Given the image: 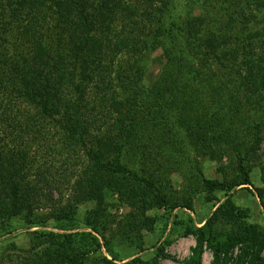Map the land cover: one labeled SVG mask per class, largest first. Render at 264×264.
<instances>
[{
    "label": "trees",
    "instance_id": "1",
    "mask_svg": "<svg viewBox=\"0 0 264 264\" xmlns=\"http://www.w3.org/2000/svg\"><path fill=\"white\" fill-rule=\"evenodd\" d=\"M177 1L0 0V228L49 221L60 232L37 233L40 249L28 264H155L167 258L165 247L155 248L151 263L141 255L117 263L106 237L115 221L105 190L117 193L119 206L167 224L175 209L192 210L190 201L172 203L167 165L190 160L191 152L221 158L234 146L239 154L247 143L231 129L253 133L243 157L256 159L264 127V0ZM157 48L164 67L146 89L144 57ZM139 103L147 104L145 115L136 112ZM227 133L236 144L223 149ZM66 148L85 154L80 167H68ZM58 158L68 169L55 177ZM243 162L235 178L203 181L205 188L227 196L250 185ZM258 198L264 209L263 191ZM81 206L89 207L83 221ZM173 217L171 232L182 227V236L197 237L184 264H201L205 247L216 264L220 253L257 240L252 264H264V233L244 224L247 211L229 198L200 228ZM220 217L235 229L216 231ZM143 220L154 222L142 214L114 236L131 240Z\"/></svg>",
    "mask_w": 264,
    "mask_h": 264
},
{
    "label": "rangeland",
    "instance_id": "2",
    "mask_svg": "<svg viewBox=\"0 0 264 264\" xmlns=\"http://www.w3.org/2000/svg\"><path fill=\"white\" fill-rule=\"evenodd\" d=\"M184 2L185 0L177 1L179 5H184ZM256 19L260 20L258 16ZM144 59H146V68L143 86L146 89H151L154 87L164 67L165 59L163 50L157 48L151 53H147ZM146 106L147 104H136V112L139 115H145ZM231 130L233 131L231 132L233 139L246 141V148L252 143L253 133H240V129ZM227 134L230 137V141L221 145L223 149L231 147L230 143L236 144L235 142H231V135L229 133ZM259 138L261 140L256 147L255 160H248L243 157L246 148L237 154L234 146H232L229 148L231 150H227L221 158L217 157L218 155L208 157L201 156L200 154L196 155L194 152H191L192 156L189 157L190 160H188L192 161L191 164H189L187 160H184L179 164L167 165L168 185L170 191L173 193L170 197L172 203H174L175 197H178L181 204L185 205V203L190 201L192 205L191 211L184 207L175 209L167 224L165 220L159 221L153 212L144 213L141 209L130 208L125 205L119 206L117 193L111 189L105 190L104 197L107 201V205L110 206V215L115 221V224L112 226V231L108 230L106 237H108L111 243L116 247L115 251L119 255V261H117V263L128 262L139 255L143 257L142 259L145 262L151 263L153 261L155 248L165 247L167 258H158L155 264H184L190 257L191 250L197 244V237L195 235L182 236V227L178 234H176V232H171L172 227H174L172 224L174 220L173 216L176 215L179 219L184 221L191 218L192 223L197 228H200L206 223L207 219L212 216L219 205L224 203L228 198L232 206L247 211L248 218L243 221L244 224L255 226L259 232L264 233V209L258 198L259 192L261 193L263 191L264 194V127L262 133L259 134ZM66 149H68L67 153H64L66 151L64 150L63 157L69 158L67 162L68 167H80L81 161L85 158V154L81 152L82 150L78 148L74 152H70L69 148ZM41 155L45 157L44 153H41ZM240 159H244L243 163L249 169L250 185L236 187L230 192V195L227 196L223 192L209 191L205 188L203 181L222 182L226 180L230 181L235 178L239 171L237 165ZM63 161L64 159L58 158L52 163V170H54L53 172L56 174L55 177H57L59 173H63V170L68 169L63 165ZM48 162H50V160H48ZM37 165L38 163L35 164L36 167H38ZM63 192L66 194V190ZM55 196L58 198L56 194ZM88 208V206L79 207L80 221H83ZM142 214L154 222L148 223L145 220L141 221L136 228L131 230L132 232L129 234V239L131 240H125L124 238H126V236L124 235V238L117 237V235L114 236L113 233L115 231H119V234L128 231V224L137 222ZM234 229L231 223L221 217L215 224V230L222 234H226ZM76 231L91 232L82 227L78 228ZM39 232L60 233L53 228L52 222L49 221L43 227H29L25 224L22 225L14 222L10 228H0V264H28L36 250L38 251L40 249L37 247L39 240L35 239ZM170 233L173 234L170 236ZM167 241L171 242L169 246H165ZM259 244L260 240L239 244L233 247L227 254L220 253L219 260L216 264H252L254 253H256ZM137 247L142 248L143 252L139 253L136 249ZM101 252L109 258L105 252L102 241ZM259 256L264 259V247ZM213 260L212 249L205 247L201 264H212Z\"/></svg>",
    "mask_w": 264,
    "mask_h": 264
}]
</instances>
